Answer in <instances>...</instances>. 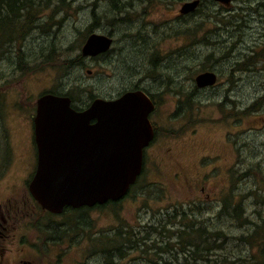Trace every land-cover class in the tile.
<instances>
[{
  "label": "rangeland",
  "instance_id": "rangeland-1",
  "mask_svg": "<svg viewBox=\"0 0 264 264\" xmlns=\"http://www.w3.org/2000/svg\"><path fill=\"white\" fill-rule=\"evenodd\" d=\"M188 1L118 0L128 6L114 13L113 0H48L37 5L38 25L0 51V153L9 156L0 170L14 159L15 169H32L28 118L49 91L79 93L81 106L91 93L111 99L138 84L160 101L152 118L161 132L175 133L155 142L121 201L59 218L79 226L60 264H264V0H201L182 14ZM90 33L110 36L111 48L83 57ZM204 71L222 74L197 93ZM188 92L199 97L180 110ZM121 227L120 255L109 240ZM180 241L212 249L195 261Z\"/></svg>",
  "mask_w": 264,
  "mask_h": 264
},
{
  "label": "water",
  "instance_id": "water-1",
  "mask_svg": "<svg viewBox=\"0 0 264 264\" xmlns=\"http://www.w3.org/2000/svg\"><path fill=\"white\" fill-rule=\"evenodd\" d=\"M228 4L231 0H214ZM201 0L185 2L180 12L193 11ZM113 39L91 33L82 56L107 52ZM214 71L197 75L199 87L216 84ZM154 104L145 91L95 98L77 110L69 95L44 93L37 99L35 140L38 165L30 184L37 202L53 213L65 207H94L120 201L143 168V150L152 139L149 115Z\"/></svg>",
  "mask_w": 264,
  "mask_h": 264
},
{
  "label": "flooded vegetation",
  "instance_id": "flooded-vegetation-1",
  "mask_svg": "<svg viewBox=\"0 0 264 264\" xmlns=\"http://www.w3.org/2000/svg\"><path fill=\"white\" fill-rule=\"evenodd\" d=\"M216 74L218 77H220L222 73L217 71ZM196 77L194 79L196 86L195 90L197 93H200L207 87H199L196 82ZM138 89L145 91L154 104V110L149 115V119L153 127V136L149 144L145 146L143 150V172L148 160L147 154L149 150L155 145V142L161 139V136H165L166 138L170 139L171 137L174 138L173 135L175 136V133L173 131L171 134L166 132L163 133V131L161 132L159 124L156 123L152 118V115L154 116L161 107L160 101L158 100L157 96H154L152 92H149L143 88ZM194 96L199 97V95L196 93ZM194 96L192 92L185 94L183 96L184 100H181L182 107H180V110H185V108L187 109ZM36 111L37 101L34 112L28 118V122L31 123V157H34V165H32V169L28 166L15 169L16 160L14 159L10 162V166L1 167L0 170V187L6 190L7 188L5 185L7 182H9L6 179L7 177L16 178L18 175L22 176L21 185L12 184L11 186H8L10 190L6 192H2L0 188V264H60L63 259L61 246L62 244L71 245V242L69 244L67 243L66 237L68 234L78 229L79 226L72 219V216L68 221L65 220L64 222L60 221L59 218L68 210L76 212L90 210L93 208L87 206L72 208L67 206L61 213H53L43 208L33 197L30 191V184L35 176L38 165V146L35 140ZM8 157V155L3 156L0 153L1 161H6ZM20 157V162L24 164L25 161L22 159V155ZM142 172L137 178V181L142 176ZM136 182L130 187L126 195L131 192V189L136 184ZM20 186H24L25 191L19 192ZM176 213H178L177 210L175 214ZM215 217H218V213ZM82 221L85 222V226H89L91 222L89 219H86V221L82 219ZM188 228H190L189 225ZM106 260L109 262L108 258Z\"/></svg>",
  "mask_w": 264,
  "mask_h": 264
},
{
  "label": "trees",
  "instance_id": "trees-1",
  "mask_svg": "<svg viewBox=\"0 0 264 264\" xmlns=\"http://www.w3.org/2000/svg\"><path fill=\"white\" fill-rule=\"evenodd\" d=\"M46 1L48 0H0V51L1 52H3L4 50V47H3L4 45L20 42L31 32V30L34 28L35 25L36 26L38 25L37 15L39 13V7L37 5L40 4L41 2L44 3ZM127 6L128 4H126V2L122 3V5H120L118 0L117 1L113 0V2H111V8L114 13L120 10L125 11L127 9ZM20 51L21 50L19 49V52ZM53 51H55V48L52 50V52ZM73 65L74 63L72 61V66ZM138 88H140V85L135 84L133 87H130L124 91L136 90ZM49 92L61 94V92H55V91L53 92L49 91ZM78 94H76L74 91H69L68 93H65L64 95H69L72 98L73 103H74V102H77V99H79ZM95 98L97 97L91 93L88 98L89 101L85 105L79 106L78 104H73V107L76 108L77 110H81L89 106L90 103ZM118 202L119 201H116V202L109 201L106 204H116ZM98 206H103V205H98ZM189 227L192 233L196 232V231H192V230H196L195 225L193 226L189 225ZM163 228H165V226H163ZM214 231L215 232H212V234L215 235L216 237L222 236L225 238L226 231L224 229H220V227L218 228L216 227ZM179 232H181V230ZM181 233L183 235V233L185 232H181ZM197 233H200L201 236H203L206 241H209L208 232L205 229L200 228L199 230H197ZM122 236H123V229L121 227V230H118L116 235H111L110 240H109L110 246L112 248H115V250L120 255L124 254L122 252L123 249H121V246L119 245V241H118L119 237H122ZM147 239L148 237H146L143 240L146 241ZM206 241L204 244L197 243L194 241H189L188 243H185L184 241H180L181 243L177 245L179 247V250H182L184 254H186L187 252L192 253V257L190 259L197 261V260L202 259L203 256L206 257V254L209 253L212 249V247L209 244H207ZM129 242H132L131 239L128 241V243ZM133 244H135L134 241H133ZM109 250H107V248L104 249L106 254H108L106 255L107 258L111 259V254ZM169 250H172V249H169ZM111 264L113 263L111 262Z\"/></svg>",
  "mask_w": 264,
  "mask_h": 264
},
{
  "label": "bare ground",
  "instance_id": "bare-ground-1",
  "mask_svg": "<svg viewBox=\"0 0 264 264\" xmlns=\"http://www.w3.org/2000/svg\"><path fill=\"white\" fill-rule=\"evenodd\" d=\"M117 1V0H116ZM190 14V13H189ZM214 87V86H213ZM212 88V87H211Z\"/></svg>",
  "mask_w": 264,
  "mask_h": 264
}]
</instances>
